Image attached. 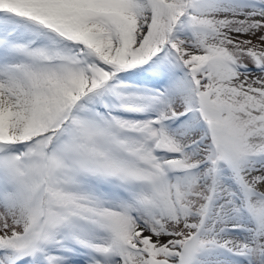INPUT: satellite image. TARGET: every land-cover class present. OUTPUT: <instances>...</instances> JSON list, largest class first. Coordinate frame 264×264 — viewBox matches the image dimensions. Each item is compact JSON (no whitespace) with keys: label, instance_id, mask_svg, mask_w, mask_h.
Returning <instances> with one entry per match:
<instances>
[{"label":"snow or ice","instance_id":"obj_1","mask_svg":"<svg viewBox=\"0 0 264 264\" xmlns=\"http://www.w3.org/2000/svg\"><path fill=\"white\" fill-rule=\"evenodd\" d=\"M0 264H264V0H0Z\"/></svg>","mask_w":264,"mask_h":264}]
</instances>
